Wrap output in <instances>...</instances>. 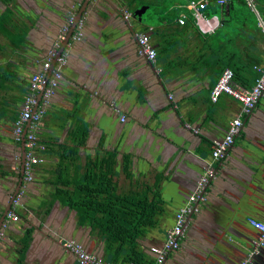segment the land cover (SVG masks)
<instances>
[{
	"label": "crops",
	"instance_id": "1",
	"mask_svg": "<svg viewBox=\"0 0 264 264\" xmlns=\"http://www.w3.org/2000/svg\"><path fill=\"white\" fill-rule=\"evenodd\" d=\"M92 1L103 8H93ZM84 2L0 0V216L19 176L21 142L12 127L29 77L40 71L67 17L82 12L81 37L60 45L67 56L63 75L36 129L45 144L39 151L44 159L32 169L16 209L18 219L5 216L0 264H77L64 245L67 240L109 260L104 234L78 213L72 200L81 194V186L93 187L99 180L104 181V194L133 198L150 213L138 233L134 261L124 264H152L156 254L150 248L162 245L174 213L209 165L216 173L205 188V201L188 217L179 247L168 252L162 264L240 263L258 234L248 217L264 221V178L257 175L264 169V155L256 160L247 152V147L258 149L249 141L264 145V94L250 114L241 115L245 123L224 159L216 162L212 142L239 115L240 103L227 94L212 102L209 93L227 52L234 53L231 62L239 67L234 81L254 83V66L264 63V0L250 6L254 16H219L214 11L219 24L206 32L194 21V28L185 31L178 16L176 21L144 16L154 4L164 7L170 0H91L86 9ZM36 3L48 9L41 20L30 19L38 16L33 15ZM145 5L149 7L142 21L131 16ZM204 17L207 24L211 16ZM141 33L149 35L156 50L154 70L138 51ZM101 74L107 77L95 83ZM159 108L164 111L160 123L125 141L129 131L134 133ZM119 132L124 137L116 141ZM175 133L192 139L193 176L173 170L164 174V168L151 161L159 145ZM249 264H264V247Z\"/></svg>",
	"mask_w": 264,
	"mask_h": 264
},
{
	"label": "built area",
	"instance_id": "2",
	"mask_svg": "<svg viewBox=\"0 0 264 264\" xmlns=\"http://www.w3.org/2000/svg\"><path fill=\"white\" fill-rule=\"evenodd\" d=\"M229 0H189L186 4L188 14L191 15L194 23L201 31H209L219 24V20L215 17V13L211 11V18H207L205 22V9L212 6L227 5ZM251 7L254 6V0H246ZM128 16L130 13L125 12ZM186 13H180L177 21L184 24L186 21ZM75 21L74 13L67 17V21L60 28L58 36L53 46L48 50L45 59L42 62L40 71L33 73L29 77L28 89L21 102V110L14 120L12 133L17 141L21 142L24 134V146L26 148L24 175L22 183L11 201L10 208L6 212V218L11 220L18 219L17 208L22 205V197L26 191V186L32 180V169L36 164L43 161V156L39 151H44L45 144L40 141L37 136L36 129L40 119L45 112V105L49 97L55 92L62 78V69L67 61L66 53L59 52L61 42L63 43L69 33L71 23ZM203 21V22H202ZM206 26V27H205ZM81 21L78 19L74 26L73 33L70 35L71 40H78L82 35ZM138 51L140 54L152 62L155 61L156 50L151 46L149 35L141 33L138 36ZM257 76L253 84L249 86L241 85L233 81V71L229 67H225L220 72L215 84L212 86L209 97L212 102H216L221 94H227L240 103L239 115L231 119L223 135L212 142L211 157L216 162H221L231 147L234 137L239 134L242 127L241 115L248 114L253 109L260 98L264 94V63L255 65ZM42 91L41 99L38 106V94ZM125 120V115L121 116V121ZM25 131V132H24ZM216 169L209 165L196 181L195 187L187 196L184 203L174 213V223L168 228L164 242L160 247L152 246L150 250L156 254V259L152 264H162L168 252L175 250L180 245V239L184 234V227L188 217L200 210V204L205 201V188L209 181L215 176ZM248 222L258 232L250 252L240 263L249 264L251 258L256 255L262 247H264V221L248 217ZM7 227L6 221L2 222L0 230V238L3 236V229ZM65 247L74 255L77 264H114L105 260L102 256L88 252L82 243L76 240H67L64 242Z\"/></svg>",
	"mask_w": 264,
	"mask_h": 264
},
{
	"label": "trees",
	"instance_id": "3",
	"mask_svg": "<svg viewBox=\"0 0 264 264\" xmlns=\"http://www.w3.org/2000/svg\"><path fill=\"white\" fill-rule=\"evenodd\" d=\"M187 1L170 0L169 5L184 4ZM154 6L153 16H166L168 20L175 18L176 21V17L181 12L180 8L174 10L170 8L171 10H169L168 6L165 5L159 8L156 4ZM211 11H215V13L219 11L222 16H254V10L247 4L246 0H229L227 5L212 6L205 9L204 13L209 16ZM187 22L193 23V19L189 14L186 16V24L184 23L185 31L194 28L192 24L187 25ZM227 55L228 58L226 62L222 63L221 71L223 68L229 67L233 71L234 79H237L239 78L237 76L239 67L231 62L234 53L229 54L227 52L224 57H227ZM218 62H221L220 58H218ZM254 65L255 63L252 67ZM91 178L93 177L91 176ZM103 182L96 181V186L93 187L81 186L79 189L82 192L78 197L72 199L73 204L78 207V213L81 216L88 217L92 226L99 230L100 234H104L106 250L109 254L108 262L124 264L126 261H134L138 233L141 232V226L146 223L150 213L146 212L144 204L140 206L137 200L133 201V198L120 197L112 194L111 191L104 194ZM82 184L86 185L85 183Z\"/></svg>",
	"mask_w": 264,
	"mask_h": 264
},
{
	"label": "water",
	"instance_id": "4",
	"mask_svg": "<svg viewBox=\"0 0 264 264\" xmlns=\"http://www.w3.org/2000/svg\"><path fill=\"white\" fill-rule=\"evenodd\" d=\"M91 0H85L84 2V8L86 9L87 5L90 4ZM91 5H93V8L99 9L100 7H102V5H100V2L97 1H92ZM43 3L41 5V3H36L34 11L35 13L33 15H38V16H30V19H34V18H38L39 20L42 19V17H44L43 15L46 13L45 9H47ZM148 5L143 6L142 8L135 10L132 12L131 16L133 18H137L139 21H142V14L145 12V10L148 8ZM103 8V7H102ZM48 10V9H47ZM81 13L80 12L76 18L75 21L71 23L70 26V30L68 33V36L66 37V39L64 40V46L67 44L68 39L70 38V35L73 33L74 30V26L76 24V21L78 19H80L81 17ZM56 16H59V18L61 20H64L65 16L62 15L61 12L56 11ZM64 49L61 48L59 49V52H62ZM154 62L148 60V66L154 70ZM105 71L108 70V63H106L105 65ZM105 73V72H104ZM107 77L106 74H101L100 77L95 81V83L98 82V84L102 83L105 78ZM95 78V77H94ZM41 95H42V91H40V93L38 94L37 97V103L35 104V108L38 106L39 101L41 99ZM253 109L250 110V112L248 114H250L252 112ZM164 111L162 110V108L159 109H155L152 111V113L149 114V116L144 120L145 122H143V125H140V127L134 131V133H132V131H129L127 133V135L125 136V141L127 139H129V136L132 138L134 135L137 136L138 134L142 133V131L149 127L152 124H156L157 122H161V114ZM243 123H245V120H242V126ZM25 132V131H24ZM116 141L120 138V137H124V133L119 132L116 134ZM165 143H162L161 145H159L158 147V152L156 154V156L151 160L153 163H158L160 168H164V174L169 173L170 171H181L186 173L187 175L189 174L190 176L195 175L197 172L194 169L193 166H191V164H194V158L193 155L195 154V148H191V143H192V139H190L189 137H187L186 135L180 134V133H175L174 135H170L168 136L167 139H165ZM249 144L252 146H255L256 148H258L257 150H254L253 147H247V152L248 154L253 157L256 160H260L261 157H263L264 155V150H262L264 148V145H258V144H254L253 142L249 141ZM21 148H22V153H21V163H20V171H19V176L17 179V183L15 185V187L13 188L10 196H9V201L7 203V205L5 206L1 216H0V227L2 225V222L5 219L6 216V212L8 211V209L10 208L11 205V201L14 198L16 192L18 191L22 180H23V175H24V163H25V146H24V134L22 135V139H21ZM263 151V153L259 152ZM262 162L264 163V158H262ZM257 175L260 178H264V169H258L257 171ZM210 182V181H209ZM209 184V183H208ZM207 184V185H208ZM222 212H220L221 214ZM228 216V215H227Z\"/></svg>",
	"mask_w": 264,
	"mask_h": 264
},
{
	"label": "rangeland",
	"instance_id": "5",
	"mask_svg": "<svg viewBox=\"0 0 264 264\" xmlns=\"http://www.w3.org/2000/svg\"><path fill=\"white\" fill-rule=\"evenodd\" d=\"M189 1V0H188ZM187 1V2H188ZM187 2H185L184 4H180V9H181V12L180 13H186V14H188V9H187V7H186V4H187ZM168 4H170L169 2H166V6H169ZM152 7H150V8H148L147 10H146V12L144 13V16H153V12H152ZM179 13V14H180ZM217 15H219L220 16V12L219 11H217Z\"/></svg>",
	"mask_w": 264,
	"mask_h": 264
},
{
	"label": "flooded vegetation",
	"instance_id": "6",
	"mask_svg": "<svg viewBox=\"0 0 264 264\" xmlns=\"http://www.w3.org/2000/svg\"><path fill=\"white\" fill-rule=\"evenodd\" d=\"M21 151H22V148H21ZM22 152H20V155H21ZM25 154H26V148H25ZM22 156V155H21Z\"/></svg>",
	"mask_w": 264,
	"mask_h": 264
}]
</instances>
